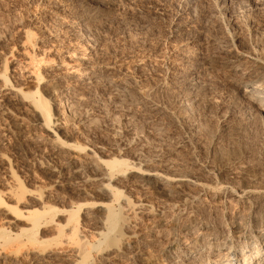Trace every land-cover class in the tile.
Segmentation results:
<instances>
[{"label": "bare ground", "instance_id": "obj_1", "mask_svg": "<svg viewBox=\"0 0 264 264\" xmlns=\"http://www.w3.org/2000/svg\"><path fill=\"white\" fill-rule=\"evenodd\" d=\"M147 1L113 0L112 3L120 2L127 8ZM236 2L242 3V0ZM249 2L256 10L264 9V0ZM110 5L104 0L100 2L104 9ZM69 27L79 36L83 47L81 44L72 50L55 48V41L62 40L52 38L54 45L50 48L47 43L48 53H51L47 56L46 47L43 50L41 45L43 37L34 39L33 33L22 30V40L17 42L20 50L15 57L16 49L11 51L8 44L9 51L6 49L9 46L0 42V117L14 127L11 132L20 141L29 137L48 154L45 164L37 163L50 180L43 188H26L9 159L0 152V169L6 178L5 182H0L3 185L0 221L8 225L0 227V264H264V183L248 182L245 177L238 183L239 180L228 177L229 170L223 167L214 172L209 171L213 169L211 166L201 174L186 173L179 164L173 166V157L179 156L178 151L165 156L158 153L154 145L155 149L148 150L142 140L148 134L152 135L151 140L163 137L169 130V122L170 125L175 123L178 115L165 106H169L168 103L163 105L157 101L160 97L152 99L153 96L144 94L145 89L132 79L133 69L116 65V61L105 63L102 58L97 59L98 56L92 58L96 44L92 46L89 33H81L76 22ZM213 35L200 38L197 48L191 46L192 51L189 47L190 54H207L199 64L205 67L204 72L214 66L225 72L236 92L235 104L242 103L240 106L252 113L264 137L263 51L238 49L233 42L236 36L222 42L218 35ZM186 48V43L180 46L182 54L188 52ZM175 58L174 64L169 63L165 71L176 70L177 73L184 57ZM141 63L137 64L138 71L144 68ZM92 92L99 96L97 101H101V108L90 104ZM199 99L189 98L188 103L183 100L186 103L179 104L181 112L187 115L188 110L196 111ZM101 127L112 138L111 145L100 143L99 146L83 138L82 129ZM1 129L8 130L6 126ZM165 138L168 137L163 140ZM216 142L210 150L211 156L218 150ZM76 181L82 184L73 185ZM222 214L226 216L221 218ZM158 252L163 256H158Z\"/></svg>", "mask_w": 264, "mask_h": 264}, {"label": "rangeland", "instance_id": "obj_2", "mask_svg": "<svg viewBox=\"0 0 264 264\" xmlns=\"http://www.w3.org/2000/svg\"><path fill=\"white\" fill-rule=\"evenodd\" d=\"M102 1L103 0H0V27H2V29L0 28V32H1L0 42L2 40L1 45H4V43H6L5 44L6 47H8L9 45L12 47V48L10 46L8 48L5 47L7 50L11 48V51H14V49H16L13 54L15 57H18V51L20 50V47L18 45L19 43L17 42H20L22 40V32L24 30H27L30 33H33L32 34L33 36L37 37V38L35 37L34 39H38V38L40 39V37H43L40 40L42 41L41 45H43L42 49L43 48L45 49L46 47V54L48 53V46L50 45L53 46L54 44H57L56 47L54 46L55 48L61 47L63 50H65V48L66 50H70V49L72 50V49L80 47L78 45L82 44L80 43L81 41L78 38L79 36L76 33H74V31L69 27L70 24H72L73 22H76L78 25V28L81 27L80 28L81 33H85V34L89 33L88 35L91 36L90 39L92 40L91 41L92 46L96 44L94 46L96 50L95 54L93 52L91 53L93 54V56L90 54L92 58H96L98 56L97 59L102 58L101 60H103L105 63L111 62V64H113L115 63L114 61H116V65L127 66L126 68L130 70L133 69L132 79L137 86L145 89L144 94L149 95V97L153 96L151 97L152 99L153 98L158 99L160 97L159 100L157 101H159L163 105L168 103L169 106L167 105L165 106L167 108L169 107V109L171 108L170 110H172L176 115L179 116V117L178 116L176 117L178 119L177 120L178 122L177 121L175 123L171 122V125L169 122L168 126H170L171 128L167 127V130L168 128L169 130L166 131L167 133H165V135L163 136V137H168V138H165L163 140V137L156 138L153 136L154 138L151 140L150 137L152 138V135L149 136V134L145 137V139L143 138L144 140H142V142L149 148L148 150H153L156 148L155 150L158 153L160 151V153L162 155L164 154L165 156L167 155V153L168 155H170V154L175 153V151L176 152L178 151L177 153H179L180 158L175 153L176 155L173 157L174 158L173 166L175 164L176 165L179 164V168L186 173L190 172L191 174H201L203 173V170L205 171L206 168L207 169L211 168V166L213 169H210V170L208 169V170L211 172H214L216 171V168L220 169L223 167L226 169V171L229 170L228 174L230 175H228V177L230 178L232 176L231 178L236 181L240 179L242 182V178L245 177L247 178L248 182L252 181L257 184L264 183L263 182L264 181V149H263L264 148V142H263L264 137H261L262 135H260V129H258L259 125H257L258 123H256V120L253 118L254 116L251 117L252 113H250L249 111H246L243 105H242L243 109L241 108L242 106L240 105L242 103L241 104L236 103L238 105L236 106L235 97H234L236 96L235 95L236 92L232 90L233 88H231L232 86L229 80L227 79L228 77L225 75V72H223V70H221L219 66H214L216 68L212 67V70H208L204 72L205 67L199 64H201L204 61V57L206 58L207 54L193 56L190 54V51H189L190 50L189 47L191 46L193 48L198 47L196 46L198 44L197 42H199V39L202 38L203 36L205 35L212 36L213 34H215L216 36L215 35L213 36L217 37L218 35V37L221 38L220 40H222V42H225L227 40L230 41V39L233 40V38H235L236 36L233 42H235L236 46L238 45L237 46L238 49L250 50V49L256 48L258 50L257 52L259 53H261L262 51L264 52V35H263L264 34L263 32L264 31V12H262L264 11V9L260 8L256 10L251 5L249 0L247 1L242 0V3H238L236 2V0H227V1L226 0H223V1L222 0H219V1L218 0H213V1L212 0H204V1L203 0H190V1L189 0H148L147 2H144L140 5H135L131 7L127 6V8H126V5H123L120 2L112 3L113 0H107V1L104 0L105 2H108L111 4L105 9L104 7L100 6V2ZM239 7L240 8L242 7V8L240 9ZM254 13L255 15L253 16ZM227 30L229 31V34ZM55 32L57 33V35ZM257 32L259 34H257ZM230 34H232L233 37H229L231 36ZM225 35L226 37H224ZM56 36L57 38H55ZM58 37L59 38L61 37V40L63 43L60 41ZM52 38L54 40L56 39L57 40L59 39V40L57 42L55 41L54 43ZM6 39L8 40V42ZM17 39L19 40L16 41ZM183 41L186 43V47L188 46V48H186V50L188 51L187 52L188 54L187 53L182 54V51L180 50V46L185 45ZM51 42L54 44H51ZM182 42L183 44H181ZM47 43H48V46H47ZM179 43L181 44L180 46H178ZM58 44H60L61 46ZM62 45L64 46V48ZM172 46L174 48H172ZM81 47H83V44L81 45ZM192 47H191V51H192ZM85 48L86 47H84V49L82 48V51H84ZM177 50L179 53L177 52ZM263 52L261 54L264 56ZM50 54L51 53H48L47 56H49ZM188 55H189V58L186 59ZM181 56L184 57V59L182 58L183 59L182 60L180 58L182 60V65H180L181 68L180 66L177 68L178 70L177 73H176V70H171L170 72L165 71L166 66L169 63H171V65L174 64L172 60L175 57H176L175 59H177ZM202 56L203 58H201ZM195 58H198L199 60ZM117 61H119V63L120 62L122 63L119 64ZM123 62H125L126 64ZM138 63H141L144 66V68L142 67V70L138 71L137 69ZM197 66L198 68L196 69ZM200 67L202 68L200 69ZM134 69L136 70L134 71ZM195 69L200 74L196 72ZM162 70H164V72ZM206 72H208L207 75H206ZM136 73H137V76H136ZM164 73L166 75H164ZM162 75H164V77H162ZM148 80L150 82H148ZM172 81L174 82L173 85H172ZM164 83L165 85H163ZM140 84H143V85H140ZM152 84H154L155 86L153 87ZM144 85H146V87H144ZM166 85L168 87H166ZM169 85H171V87ZM149 88L151 89L149 90ZM158 88H160V90ZM172 89L173 91L175 90L174 94L172 93L173 92ZM156 92H159V93L157 94ZM91 94L93 95L96 93L92 92ZM91 94H90V99H89L90 104L95 103L97 107H99V105L101 104L100 100L97 101V99H99V96L96 94L97 96L96 97L95 95L92 96ZM180 97L181 99L179 100ZM185 98H188V99L186 100ZM189 98L190 100L195 99V98L197 99L200 98L199 100L201 102L199 101V103L197 104L199 106H196L195 108L196 111L195 110H190L191 112H189V110L187 111L188 113L186 114L187 115L189 114L188 115L189 117H188L187 115H185V112L184 113L181 112L180 105L182 103L185 104L186 102L187 103L190 102ZM93 99L96 100L97 102H95ZM183 100H185L186 102ZM170 104L173 106H171ZM101 105L99 108H101ZM173 107L174 108L177 107L176 108L177 110L176 109L173 110ZM178 108L180 109L179 111H178ZM248 112L249 114H247ZM253 121L256 125L252 123ZM5 122L6 121L4 119L2 120V117H0V123H2L0 124V129L4 126H6V129H8L6 131L4 129L0 130V150H1L0 152L3 153V155L5 154V156L9 159V161L11 162L12 169L15 172V174L19 177L23 185L28 189H32V188L40 189V186L41 188H43L46 185H49L50 183L49 178H47V176H45L43 171H41V169L38 167L39 162L44 163L48 161V158L46 157L48 156V154L47 155L44 154V152L41 151L42 149H40V147L36 143H34L31 138L29 139V137L20 141L17 138V135L14 132H11L12 130H14L13 129L14 127L12 126L10 127V124H8L7 122L5 123ZM3 124L4 126H1ZM255 126L257 129H255ZM256 130L257 131L259 130V131L256 132ZM105 131H106L105 128L101 127L100 129H92V130L84 128L82 129L81 132L83 134V138L87 140L88 142L96 144V145L99 144V146H101V144L103 145L104 143V145L109 146L112 143L111 141L112 138L108 137ZM174 135L176 136L178 135V136L176 137ZM257 135H260V136H257ZM203 139L205 141H203ZM161 140H163L162 142L164 141L165 142L162 143ZM191 140H193V142ZM215 141H217L216 149H218L219 151L216 150L215 154H213L214 156L213 155L211 156L210 150L212 149ZM156 142H159L158 144L159 148H157L158 146L156 145L157 144ZM153 145L155 146V148ZM160 146H161V150H160ZM196 148L198 149L197 151H196ZM166 149L167 150L169 149L170 152L167 151ZM170 149L171 150L174 149V150L171 151ZM190 150L192 152H190ZM235 151H237L238 153L237 152L235 153ZM217 152H218V155H216ZM228 154L231 157L228 156ZM44 156L46 157V159ZM205 156L207 158H205ZM232 156L234 157V159ZM43 157H44V160H43ZM192 157H194L195 159H192ZM210 157H212L213 160L210 159ZM37 161L39 162L37 163ZM181 166L183 169L181 168ZM184 168L186 169L184 170ZM2 172H3V169L1 168L0 169V182L2 181L5 182L6 181V178H4L5 174L4 172L3 173ZM240 180L238 181V183L240 182ZM79 184L81 185L82 183L77 182V181L76 183L73 182V185L75 186L77 185L79 186ZM0 187H1L0 190L2 191L3 185L1 183H0ZM221 216H222L221 218H224L226 215L222 214ZM4 224L5 223L3 221H0V227L2 225L3 227L7 228L8 225H4ZM16 224L18 225L19 223H16ZM158 254L159 252L157 253V255ZM158 256L162 257L163 255L161 256V254H159ZM161 262L162 261H160V263ZM161 264H163V262Z\"/></svg>", "mask_w": 264, "mask_h": 264}]
</instances>
